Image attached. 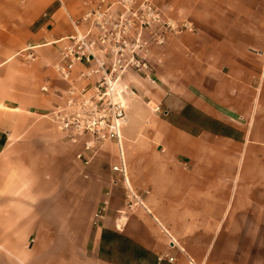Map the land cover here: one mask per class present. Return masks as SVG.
<instances>
[{
    "label": "crops",
    "instance_id": "0c3cea01",
    "mask_svg": "<svg viewBox=\"0 0 264 264\" xmlns=\"http://www.w3.org/2000/svg\"><path fill=\"white\" fill-rule=\"evenodd\" d=\"M96 1L0 0V264H264V0H153L195 31L124 77L147 210L127 207L114 143L85 165L47 116L68 87L59 39Z\"/></svg>",
    "mask_w": 264,
    "mask_h": 264
},
{
    "label": "built area",
    "instance_id": "2783aa9c",
    "mask_svg": "<svg viewBox=\"0 0 264 264\" xmlns=\"http://www.w3.org/2000/svg\"><path fill=\"white\" fill-rule=\"evenodd\" d=\"M70 21L75 32L59 39L63 60L55 64L68 87L63 105L56 106L47 116L68 143L79 145L75 158L85 165L105 143H114L119 160L111 169L119 175L127 207L147 210L142 195L128 178L123 157L125 97L130 91L124 77L128 73L148 77L152 72L150 45H162L170 34L194 32V26L166 17L153 0H97L81 17H70ZM82 25L87 26L82 29ZM76 63L83 68L74 76ZM41 90L47 91V87L43 85ZM154 110L159 111V107ZM106 205L104 199L97 216H101ZM190 263L195 264L192 260Z\"/></svg>",
    "mask_w": 264,
    "mask_h": 264
}]
</instances>
